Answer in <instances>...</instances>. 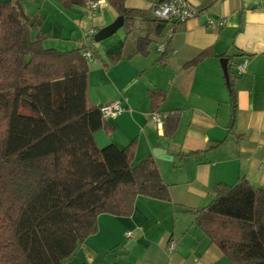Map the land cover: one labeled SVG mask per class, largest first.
<instances>
[{"label":"crops","instance_id":"0c3cea01","mask_svg":"<svg viewBox=\"0 0 264 264\" xmlns=\"http://www.w3.org/2000/svg\"><path fill=\"white\" fill-rule=\"evenodd\" d=\"M0 1L12 3L34 40L61 51L81 48L94 54L92 49L99 47L96 34L119 16L107 1L97 10L87 5L68 9L58 0ZM159 1L126 0V5L150 10ZM190 1L204 11L185 22L169 21L147 55L134 53V47L108 67L93 60L87 87L89 106L118 100L124 107L105 119L107 129L94 133L98 146L113 143L125 148L135 140L133 164L160 147L174 157L169 161L153 155L171 199L140 195L130 216L101 213L97 231L62 264H234L195 223L190 209L207 206L220 183L232 185L245 177L264 187V7L262 0ZM209 17L225 18L226 25L209 29ZM137 27L144 31L148 25L137 19L133 31ZM126 47L125 42L106 53ZM207 49L212 55L184 67ZM223 57L229 59L238 90L232 131ZM242 63L245 70L239 74ZM154 89L166 93L159 114L167 117L181 110L171 137L151 118L149 91ZM173 240L174 251L169 247Z\"/></svg>","mask_w":264,"mask_h":264},{"label":"trees","instance_id":"16d2710c","mask_svg":"<svg viewBox=\"0 0 264 264\" xmlns=\"http://www.w3.org/2000/svg\"><path fill=\"white\" fill-rule=\"evenodd\" d=\"M58 1L72 9L91 0ZM106 1L125 17L127 35L137 19L147 23L134 53L147 55L171 21L130 8L126 0ZM86 51L45 47L12 3L0 1V264H62L97 231L101 213L130 216L140 195L171 199L153 155L133 164L135 140L125 148L96 143L94 133L109 126L101 107L87 102ZM209 55L204 50L184 67ZM124 57L116 51L103 64ZM227 85L232 131L238 90L230 68ZM149 96L158 113L166 93L154 89ZM165 117L164 135L171 137L181 110ZM215 190L207 206L190 209L195 223L234 264H264V187L242 177Z\"/></svg>","mask_w":264,"mask_h":264},{"label":"built area","instance_id":"2783aa9c","mask_svg":"<svg viewBox=\"0 0 264 264\" xmlns=\"http://www.w3.org/2000/svg\"><path fill=\"white\" fill-rule=\"evenodd\" d=\"M106 0H91L86 3V5L92 9H99ZM262 6L264 7V0H262ZM151 14L160 20H176L179 22H185L192 17L198 16L204 10L195 6L190 0H166L162 3L153 4L150 8ZM226 25L225 18H214L209 17L206 26L209 29H218ZM159 49L164 50V44H161ZM85 55L91 59L92 54L90 51H86ZM245 70V64L238 65V73L242 74ZM103 117L109 118L118 115L124 109L118 100L103 104L100 106ZM157 124L161 125L164 123V116L159 113H153L151 116ZM128 236H131V232H128ZM170 249L172 251L176 250V241L170 242Z\"/></svg>","mask_w":264,"mask_h":264},{"label":"rangeland","instance_id":"374dc122","mask_svg":"<svg viewBox=\"0 0 264 264\" xmlns=\"http://www.w3.org/2000/svg\"><path fill=\"white\" fill-rule=\"evenodd\" d=\"M135 27V25H134ZM137 30V32L133 31L132 33H130L129 35H127L124 26L121 27L115 34H113L112 36H110L109 38H105L102 39L97 43V45L99 47H95L92 49L94 55L92 54L91 59H89V68L90 65H92V61L96 60L98 62H102L109 60V52H111L112 50H109V52L106 53V50L109 48L113 47V50L115 49H121V47L123 46V44L126 42V50H124V54L125 51H132V49H134L135 44H136V39L137 37L143 33V30H141L139 27L135 28ZM120 38L122 40H120ZM153 48H155V42L152 43ZM126 55V54H125ZM108 67V66H107Z\"/></svg>","mask_w":264,"mask_h":264},{"label":"water","instance_id":"95a60500","mask_svg":"<svg viewBox=\"0 0 264 264\" xmlns=\"http://www.w3.org/2000/svg\"><path fill=\"white\" fill-rule=\"evenodd\" d=\"M176 21V20H173ZM125 22V17L123 15H120L117 17V19L115 21H113L112 23H110L109 25L101 28L98 33L96 34V39L97 40H102L105 38H108L110 36H112L113 34H115L121 27H123ZM31 57L27 56V60H30ZM221 64L223 67V71H224V75L226 78V82L229 81V59L227 57H223L221 60ZM153 155L158 158V159H162V160H169L172 161L174 159V157L170 154H168L167 150L164 148H156L153 151Z\"/></svg>","mask_w":264,"mask_h":264}]
</instances>
